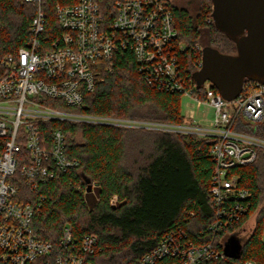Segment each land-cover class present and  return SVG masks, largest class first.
Here are the masks:
<instances>
[{
    "label": "trees",
    "instance_id": "trees-1",
    "mask_svg": "<svg viewBox=\"0 0 264 264\" xmlns=\"http://www.w3.org/2000/svg\"><path fill=\"white\" fill-rule=\"evenodd\" d=\"M116 1L98 0L107 20L114 14ZM44 2L48 3V26L58 34L53 7L62 0ZM167 3L178 39L187 46L181 55L185 72L192 74L199 68L203 46L222 53L235 52L234 43L212 22L210 0H186L185 7ZM35 12L34 3L0 0V58L28 44ZM99 64L101 80L96 79L93 89L83 92L80 105L68 106L62 100L48 98L44 101L53 107L94 115L173 124L190 122L181 111L182 94L148 85L130 50L116 53L111 63ZM251 81L244 80L242 91ZM193 95L203 98L202 87L195 86ZM38 126L41 145L46 148L50 147L53 129H60L67 158L77 162L61 171L47 161L54 175L39 187L43 199L31 222L38 238L57 245L68 225L76 241L86 234L95 237L96 248L89 256L92 263L137 264L169 231L181 229L195 243L213 238L225 241L253 216L254 226L242 241L238 258L222 256L199 264H242L246 259L264 264V148L257 147L252 163L231 169L230 173L238 176V185L249 192L244 200L247 209L221 234L213 235L205 231L214 220L209 194L215 167L209 155L213 138L85 122L50 121ZM253 133L264 139V118ZM5 141L0 139V149ZM17 145L14 178H20L21 164L29 159L25 140H17ZM84 177L92 184L89 192ZM16 185L20 192L31 195V200L36 199L24 180ZM114 195L116 201L111 204ZM218 248L221 250V243Z\"/></svg>",
    "mask_w": 264,
    "mask_h": 264
},
{
    "label": "built area",
    "instance_id": "built-area-1",
    "mask_svg": "<svg viewBox=\"0 0 264 264\" xmlns=\"http://www.w3.org/2000/svg\"><path fill=\"white\" fill-rule=\"evenodd\" d=\"M24 1L36 5L29 42L0 58V139L6 140L0 149V264H94L89 260L96 248L93 235L76 241L67 225L55 245L38 238L32 227V217L43 199L39 187L54 175L47 161L61 171L77 165L65 154L60 129H53L49 148L41 145L38 125L42 122L109 124L213 138L209 155L215 167L209 194L214 220L205 231L219 235L237 221L247 209L244 200L249 192L238 185V176L230 171L252 163L257 147L264 148V139L253 133L264 118V84L248 82L236 99L227 101L205 81L203 98L193 95L195 83L181 63L187 46L178 39L167 0L116 1L109 20L98 0H62L53 7L58 34L48 26V3ZM122 50L132 52L148 85L184 94L197 106L211 107L210 124H193L192 112L185 116L190 122L173 124L71 111L44 101L48 98L68 106L80 105L83 92L92 90L96 79L101 80L99 63H111ZM17 140H25L29 155L28 162L21 164L20 178H14ZM21 179L32 194L36 193V199L18 190L16 183ZM115 201L114 195L110 203ZM218 243L223 246L224 241L213 238L195 243L183 230L175 229L163 235L137 264H199L224 256ZM242 264L260 263L246 259Z\"/></svg>",
    "mask_w": 264,
    "mask_h": 264
},
{
    "label": "water",
    "instance_id": "water-1",
    "mask_svg": "<svg viewBox=\"0 0 264 264\" xmlns=\"http://www.w3.org/2000/svg\"><path fill=\"white\" fill-rule=\"evenodd\" d=\"M214 26L235 45V52L222 53L206 45L201 48L200 66L191 76L197 88L209 81L227 101L242 91L244 80L264 84V0H210ZM87 191L92 188L84 177ZM236 232L225 239L222 251L238 258L242 241Z\"/></svg>",
    "mask_w": 264,
    "mask_h": 264
},
{
    "label": "rangeland",
    "instance_id": "rangeland-1",
    "mask_svg": "<svg viewBox=\"0 0 264 264\" xmlns=\"http://www.w3.org/2000/svg\"><path fill=\"white\" fill-rule=\"evenodd\" d=\"M171 2L173 5L178 7H185L186 0H167ZM192 11V10H191ZM181 111L183 115L185 112H192L193 118L192 123L195 125L208 126L213 117V109L207 105H195L191 99H189L186 95L181 96ZM199 137V136H197ZM255 218L252 216L249 220L242 226V228L236 232V235L245 239L249 233L251 232L252 227L254 226ZM262 241L264 242V230L262 232Z\"/></svg>",
    "mask_w": 264,
    "mask_h": 264
},
{
    "label": "crops",
    "instance_id": "crops-1",
    "mask_svg": "<svg viewBox=\"0 0 264 264\" xmlns=\"http://www.w3.org/2000/svg\"><path fill=\"white\" fill-rule=\"evenodd\" d=\"M189 113H190V112H188V113H187V112H185L184 116H187ZM192 117H193V115H192Z\"/></svg>",
    "mask_w": 264,
    "mask_h": 264
}]
</instances>
